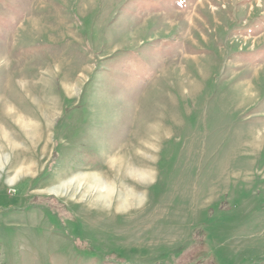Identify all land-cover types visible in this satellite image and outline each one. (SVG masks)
<instances>
[{
	"label": "rangeland",
	"instance_id": "374dc122",
	"mask_svg": "<svg viewBox=\"0 0 264 264\" xmlns=\"http://www.w3.org/2000/svg\"><path fill=\"white\" fill-rule=\"evenodd\" d=\"M262 102L264 0H0V264H264Z\"/></svg>",
	"mask_w": 264,
	"mask_h": 264
},
{
	"label": "crops",
	"instance_id": "0c3cea01",
	"mask_svg": "<svg viewBox=\"0 0 264 264\" xmlns=\"http://www.w3.org/2000/svg\"><path fill=\"white\" fill-rule=\"evenodd\" d=\"M9 5L12 6L13 5V2H12V4L10 3ZM258 102H256L255 104H253L252 107L257 106ZM263 106H264V102L259 103L258 109H255V111H257V112H255V111H252L251 112L252 119H254L253 121L260 120L261 121V124L263 123L262 125L260 124L261 126H264V107ZM260 107L263 108V109H261ZM255 122H253V123H255ZM257 126H259V125H257Z\"/></svg>",
	"mask_w": 264,
	"mask_h": 264
},
{
	"label": "bare ground",
	"instance_id": "6f19581e",
	"mask_svg": "<svg viewBox=\"0 0 264 264\" xmlns=\"http://www.w3.org/2000/svg\"><path fill=\"white\" fill-rule=\"evenodd\" d=\"M261 138V137H260ZM117 163V162H116ZM133 170V172L134 173H138V174H140V175H145V174H142V173H140L138 170H136V169H132ZM136 171V172H135ZM146 176V175H145ZM93 177H96V181H99V183H97V185L99 184L100 185V187L102 188V189H104L105 191H110L109 190V188H108V186H106V184L100 179V177L98 176V175H94ZM132 192V191H131ZM133 195V194H132ZM131 195V196H132ZM134 197V196H133ZM138 197V196H137Z\"/></svg>",
	"mask_w": 264,
	"mask_h": 264
}]
</instances>
